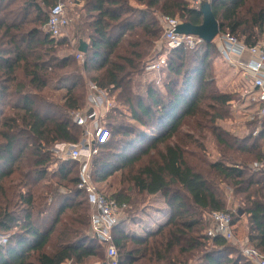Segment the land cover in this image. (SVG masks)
<instances>
[{
  "label": "trees",
  "instance_id": "trees-1",
  "mask_svg": "<svg viewBox=\"0 0 264 264\" xmlns=\"http://www.w3.org/2000/svg\"><path fill=\"white\" fill-rule=\"evenodd\" d=\"M56 2L0 0V234L7 237L0 264L104 257L106 246L91 235L87 195L78 189L81 163L54 151L83 140L85 127L75 115L93 113L89 84L114 103L103 122L109 140L92 159L94 183L120 174L122 188L107 197L127 204L128 218L139 211L134 193L161 194L170 209L169 220L143 237L129 235L124 220L113 229L118 264H251L231 242L208 238L214 225L202 212H229L233 225L246 216L247 245L264 255V173L251 168L264 158V120L249 122L243 138L212 128L223 154L217 163L177 142L187 119L204 121L205 109L222 119L233 101L216 86L215 41L172 51L160 43L162 17L200 26V9L190 0H73L82 8L72 46L67 36L57 40L44 29ZM206 3L221 36L249 47L264 41V0ZM81 41L88 45L83 61L77 60ZM65 47L74 53L60 55ZM163 55L162 72L147 73ZM149 75H158L162 88ZM229 196L236 212L227 211Z\"/></svg>",
  "mask_w": 264,
  "mask_h": 264
},
{
  "label": "built area",
  "instance_id": "built-area-1",
  "mask_svg": "<svg viewBox=\"0 0 264 264\" xmlns=\"http://www.w3.org/2000/svg\"><path fill=\"white\" fill-rule=\"evenodd\" d=\"M190 1L193 7L199 8L202 3L211 0ZM161 22L163 33L160 43L169 51L183 47L192 50L203 42L197 36L178 34L176 29L181 24L178 18L164 16ZM70 26L71 20L64 4L57 3L50 11L49 20L44 28L45 31L52 38L58 39L66 35ZM215 42L228 66L236 71L235 76L240 77V80L242 79L244 83L241 98L247 104L244 107L248 114V123L264 120V41L249 47L234 37L220 35ZM77 59L83 61V54L78 53ZM166 66L167 57L163 55L159 59L150 62L145 70L147 73L155 75L160 74ZM88 86V109L92 110L93 113H78L75 115L76 124L85 127L84 133L88 135V138L84 139L81 144L86 146L87 153L83 158L79 144L71 148L67 158L81 163L78 189L84 191L87 195L91 210V235L99 243L106 246L107 261L103 264H118V250L114 245L112 232L124 220L128 206L107 197L97 188L93 181L91 162L93 157L98 154V147L109 140L110 133L103 124L105 114L103 112H108L114 103L97 86L93 84ZM251 168L254 171L264 173V158L254 162ZM210 220L214 226L206 232L209 239L221 237L231 243L236 241V228L232 223V215L229 212H213L210 215ZM246 244H243L244 248L241 250L245 259L251 264H264V255Z\"/></svg>",
  "mask_w": 264,
  "mask_h": 264
},
{
  "label": "rangeland",
  "instance_id": "rangeland-1",
  "mask_svg": "<svg viewBox=\"0 0 264 264\" xmlns=\"http://www.w3.org/2000/svg\"><path fill=\"white\" fill-rule=\"evenodd\" d=\"M56 3H63L66 8L68 17L71 20V26L68 29V33L69 32L71 33V36L73 39L72 41H74L72 46L76 45V41L74 39V33L77 28L76 22L78 21V11L82 8V4H79V6H74L73 0H57ZM63 37H60L58 39H62ZM71 48L72 47H65L63 48V50L61 49L60 55L74 53ZM213 67L215 69L214 70L215 74L213 75L215 77V82H216L218 91L220 93H227L233 96L232 105L230 106V109H228V114L225 112L227 109L224 108L223 112L225 115L221 111V115L223 117L222 119H218V118H215L217 114H214L213 110L205 109L206 114H208L209 116L204 121L187 119L183 123L182 127L180 128L179 133L177 134V137L179 138L177 142L181 141L184 145L187 144L190 150H193L196 153H200V158L204 162H207L209 164L222 161L221 159L223 157V154L221 153L222 149L217 143V140L215 137L216 133L214 134L213 130L220 129L221 132H228L231 135L235 137H240V138H243L251 133V127L248 125V114L246 112V109L245 107L243 108L240 107V105L244 106V101L241 98V91L239 89L237 90L236 88H234V83L238 82L240 77L235 76L236 71H234L233 69H231V67L228 66L226 61L223 59L221 53L219 57L215 58ZM149 77L148 79H151V80L154 78L155 79L157 78V81H158L159 79L158 75L156 77L149 75ZM163 80H165V78ZM218 80L220 81V84ZM157 83H159L160 88H162V82L159 81ZM121 111L125 115H127L128 122H131L135 126H138L135 122L130 121V118H129L130 112L127 109L121 108ZM103 114H104L103 122L105 123L107 112L104 111ZM189 136L191 138H188ZM87 138H88V135L84 133L83 140ZM83 140L80 143V146H81L80 152H81L82 157L85 158L86 153H87V148L85 145H84L85 147L81 145ZM173 142H175V140H173ZM199 145H204V147L203 146L200 147V148H203L202 150H200V148L199 149L196 148V146L199 147ZM161 148L162 150L164 149V147H161ZM70 151L71 150L69 149L68 152ZM57 153H56L57 156L61 158L60 155L62 153L60 151ZM62 157H67V156L62 155ZM96 186L106 196L114 197L115 193H117L122 188L120 186V174H117L116 176H114L113 178L105 182L104 184H101V185L96 184ZM134 194H135L134 199L137 200L136 207H138L139 211L137 212L136 211L137 209L134 208L135 210H133V212L134 211L136 212H134L135 217H132V218H128L126 215L127 213H126L122 227H124V229L129 235L142 237L148 231L158 229V227L165 224L170 218V209L166 205L165 200L161 194L156 195L153 198L136 195V193ZM235 199L236 198L234 196L228 197L227 211L236 212L237 210H239V205L237 203L233 205V200ZM133 207L134 205H132V208ZM201 214L203 215L205 219L210 218L209 217L210 213L202 212ZM236 226H237L236 241L230 244L234 248L238 249L239 253L242 255L241 250L242 248H244L243 244L248 243L247 229H246V216L241 215L240 221L236 224ZM6 239H7L6 236H2L0 234V246L2 244L3 245L5 244ZM106 254L107 253L105 250L104 255H103L104 257L102 260L98 259L97 257H92L87 260L86 264H103L107 261ZM67 264H72V262H68Z\"/></svg>",
  "mask_w": 264,
  "mask_h": 264
},
{
  "label": "water",
  "instance_id": "water-1",
  "mask_svg": "<svg viewBox=\"0 0 264 264\" xmlns=\"http://www.w3.org/2000/svg\"><path fill=\"white\" fill-rule=\"evenodd\" d=\"M200 11L203 14V23L200 26H193L189 23L180 24L176 32L181 35H192L199 37L203 42L210 44L214 42L217 37L220 35V27L215 15L212 12L211 6L209 3H202L199 7ZM88 49L87 43L84 41L80 42L78 48L79 53H86ZM74 148V146H71ZM7 240H5L6 243ZM3 245V244H2Z\"/></svg>",
  "mask_w": 264,
  "mask_h": 264
},
{
  "label": "crops",
  "instance_id": "crops-1",
  "mask_svg": "<svg viewBox=\"0 0 264 264\" xmlns=\"http://www.w3.org/2000/svg\"><path fill=\"white\" fill-rule=\"evenodd\" d=\"M68 33V32H67ZM67 33H66V35L65 36H67L69 39H70V41H71V45L74 43V41H72L73 39H72V36H71V33L69 32L68 33V35H67ZM217 44V43H216ZM73 46H75V45H73ZM218 46V45H217ZM218 72V71H217ZM219 81V80H218ZM239 82V83H238ZM238 82H235L234 83V88H236L237 90L239 89L240 91L242 90V87H243V85H244V83H243V81L242 80H240V78H239V80H238ZM238 83V84H237ZM219 84H220V81H219ZM239 91V92H240ZM244 105H247L246 103H244ZM240 107H244L243 105H240ZM239 114V113H238ZM240 115V114H239ZM71 145H66V144H61V145H57L56 147H55V152L57 153V152H61L62 154H61V156L62 155H65V156H67V157H69V153L70 152H68L69 151V149L71 150V147H70ZM58 154V153H57ZM60 155V154H59ZM156 196V195H155ZM154 196H152V198H153ZM235 228L237 229V226L235 225ZM156 230V229H155ZM150 231H154V230H150ZM143 236H145V234L143 235ZM142 236V237H143Z\"/></svg>",
  "mask_w": 264,
  "mask_h": 264
}]
</instances>
